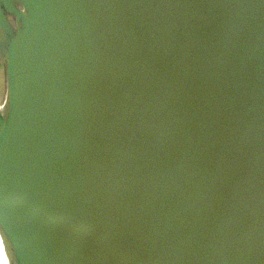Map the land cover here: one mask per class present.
<instances>
[{"label":"water","instance_id":"obj_1","mask_svg":"<svg viewBox=\"0 0 264 264\" xmlns=\"http://www.w3.org/2000/svg\"><path fill=\"white\" fill-rule=\"evenodd\" d=\"M261 18L0 0L1 233L33 264H264Z\"/></svg>","mask_w":264,"mask_h":264},{"label":"bare ground","instance_id":"obj_2","mask_svg":"<svg viewBox=\"0 0 264 264\" xmlns=\"http://www.w3.org/2000/svg\"><path fill=\"white\" fill-rule=\"evenodd\" d=\"M5 239L7 240V238L0 231V264H33L31 260L34 259L30 256V254H28L25 247H20V245L18 246L16 243H11L8 240L7 242ZM68 242L73 247H76V249L80 251L79 253L85 255L86 260L88 258L91 264H100L99 259L94 253L84 247H78L79 245L73 241ZM25 254L28 256V259L24 256Z\"/></svg>","mask_w":264,"mask_h":264},{"label":"rangeland","instance_id":"obj_3","mask_svg":"<svg viewBox=\"0 0 264 264\" xmlns=\"http://www.w3.org/2000/svg\"><path fill=\"white\" fill-rule=\"evenodd\" d=\"M254 129V137L259 144L260 147L264 148V125H261L259 123L253 124Z\"/></svg>","mask_w":264,"mask_h":264},{"label":"crops","instance_id":"obj_4","mask_svg":"<svg viewBox=\"0 0 264 264\" xmlns=\"http://www.w3.org/2000/svg\"><path fill=\"white\" fill-rule=\"evenodd\" d=\"M262 21H263V19L261 18V22H262ZM263 22H264V21H263ZM242 59L244 60V58H243V57H242ZM244 63H245V64H247V61L245 60V61H244ZM263 71H264V68L262 67V72H261V73H262V75H263ZM262 77H263V76H262ZM263 78H264V77H263Z\"/></svg>","mask_w":264,"mask_h":264}]
</instances>
